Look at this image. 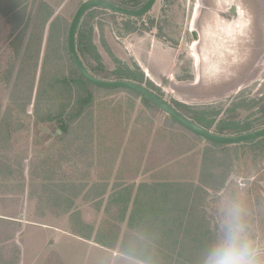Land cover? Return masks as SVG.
Instances as JSON below:
<instances>
[{
	"label": "rangeland",
	"instance_id": "obj_1",
	"mask_svg": "<svg viewBox=\"0 0 264 264\" xmlns=\"http://www.w3.org/2000/svg\"><path fill=\"white\" fill-rule=\"evenodd\" d=\"M39 1L37 0V2ZM83 1L85 0H50L55 7V16H62L63 25L67 20L65 34L62 37L65 40H67L72 18ZM177 1L182 5L179 12L183 14L182 9L185 6L184 15L192 17L191 8L195 6L197 0ZM162 5L163 0L156 4L153 10L155 15H159ZM187 8L190 9L188 12ZM87 16L85 20V17L83 18L79 31L82 28L85 30L91 28L89 34L94 35L96 39L94 44L96 43L98 52L97 54L90 53V57L87 58L88 68L96 76L107 80H119L117 75L119 71L126 72L129 69L127 73L129 78H140L138 73L141 75L142 72L146 79L151 80L154 91L182 113L185 112L186 116H192L199 124L205 127L209 126L217 133L235 135L264 127V118L255 122L256 117L262 109L264 110V100L260 101L261 98L250 91V87L254 89L259 83H262L264 67L260 74L261 77L259 76L260 79H258L259 77L252 79L249 88L247 86L242 92L243 96L246 91L250 93L246 96V103L251 101L250 105L252 104V114L249 117V111L233 109L234 105L242 99V95H240L241 98L236 97L238 95L235 94H232L231 97L228 95L225 97H218L215 94L206 95L196 86L197 78L183 77L184 74L178 76L180 70L177 65L180 64L179 58H182L180 53L183 46H175L168 42L165 46L156 45V47L165 48L164 53H167L169 66L166 64L159 67L157 65L159 62L153 61L151 63L155 65L154 71L151 69L149 72L150 65L146 52L142 55V59H139L137 49V45L141 47L143 42L148 45L146 43L150 40L148 34L144 37L134 35L135 42H132L134 37L130 36L131 38L126 39L124 44L125 52L119 53V48L116 45L117 19L119 17L97 9L91 10ZM1 19L0 16V29L1 25L3 26ZM187 26H192L190 20L189 23H183L178 27L184 30ZM153 38L156 39L155 36ZM188 52L185 51V53ZM189 61L192 59H188V65ZM165 63L162 60L161 64ZM166 67L169 74L167 79L161 72ZM188 69H190L189 66ZM99 88V90L92 91L95 98L94 121H92L93 124L89 130L93 133L91 137L95 139L94 146L89 138L86 140L88 142L87 149L83 152L81 147L74 143L75 139L73 145L69 146V154L72 153V150L75 152L69 155L63 148L64 141L57 140L55 142L54 138L49 143V138L46 144L55 148L53 151L55 161L60 162L61 153L66 152L70 167L76 165L74 158L78 154L82 168L89 170V166H93L91 173L82 171L76 174L77 177L82 176L81 180L76 181V184L84 183L86 190L81 192L80 196L76 195L77 199L74 200L76 206L73 210L75 209L77 212L76 219H73L79 233H87L90 230L93 238L105 239L106 242L108 241L114 246H108L109 249L107 248L106 252L96 248L93 245L94 242L89 245L88 241L81 238L67 246V243L61 244L63 247L66 246L65 264H149L146 259L152 256L151 254L158 252L154 249L156 246L152 236L158 233L160 224L167 217V209L161 207L163 205L160 204L156 208L154 203L147 206L150 203L145 201L142 204L139 201L133 205L139 192L144 190H148V193L151 192L148 188L139 191L137 186L140 183L136 184L132 196L131 189L128 193H123L127 199L131 197L130 204L135 210L133 214L134 210L132 212L129 210L126 213L121 212V202L115 200L116 192L127 188V184L138 181L149 183L157 181L159 184H162L164 180L183 181L184 183L189 181L199 185L202 193L200 214L204 215V218L209 222V227L216 234L225 209L234 200L243 202L254 226L258 230H264V137L237 144H214L200 136L192 135L184 129L174 127V123L168 118L169 115L161 109H156L138 94L127 89H118V87ZM234 97L236 98L234 99ZM32 106L33 103L30 112L33 111ZM88 118H91V115ZM31 120L34 119L31 118ZM49 128V126H41L42 130ZM45 130L44 133L51 137ZM90 146L94 150L92 158L91 153L89 156L88 152ZM77 151L79 153L75 154ZM20 155L19 157L14 156L20 159ZM43 155L36 157L35 164L37 161L40 162ZM27 161L29 162L26 165L30 170V160ZM38 166L41 168L40 163ZM137 177L139 178L136 181ZM96 181L104 183L107 187L99 185V188L93 189ZM155 188L164 190L167 195L172 191L178 197L177 199L182 197L180 192L186 190V187H172L170 183L162 186L156 185ZM151 197L154 196L151 195ZM153 199L151 198V201ZM162 199L163 197H161ZM78 212H80V216L77 214ZM135 213L138 214V221L134 222L136 228L128 224L131 215L135 217ZM81 218L87 220L85 223L88 230L81 226V223L83 224ZM166 222L167 219L163 222L164 233H167ZM59 224L63 227H71V222L65 217L59 218ZM202 232L204 233L203 229ZM134 237L135 239L138 237L140 242H137L130 250L134 254L127 253L123 249V243L133 241ZM149 244L154 245L147 247Z\"/></svg>",
	"mask_w": 264,
	"mask_h": 264
},
{
	"label": "trees",
	"instance_id": "obj_2",
	"mask_svg": "<svg viewBox=\"0 0 264 264\" xmlns=\"http://www.w3.org/2000/svg\"><path fill=\"white\" fill-rule=\"evenodd\" d=\"M54 8L50 0L39 2L37 0H0V16L3 24L0 29V151H7L12 155L11 152L21 154L20 159L13 156L5 158L2 153L0 155L7 160V167H15L17 172L20 168L22 173L23 160L29 159L30 179L33 182L37 179L50 180L55 177L65 179L64 177L69 175L79 178H75L76 180H81L82 176L77 177L76 174L82 171L91 173L93 168L88 165L89 171L81 167L78 151L75 153L78 155L74 158L76 167H70L66 152L61 153L60 162L55 161L53 157L55 148L46 144L50 137L41 129L42 125L49 126L52 130L62 129L63 133L55 138V142L64 141L63 148L68 154L69 146L73 145L75 139L74 143L81 147L83 152L87 149L86 140L89 138L94 146L95 139L91 137L93 133L89 130L94 121L95 98L92 91L100 88L86 80L72 61L67 40L62 38L67 27V20L63 25L62 16H55ZM93 9L116 16L115 12L105 8ZM93 9L85 13L84 20ZM89 32L91 28L87 30L82 28L78 30L77 35V48L86 65L90 53L98 52L94 44L95 37ZM129 91L140 96L135 91ZM144 99L156 109H160L147 98L144 97ZM32 103L33 111L30 112ZM90 115L91 118H88ZM188 117L193 119L192 116L188 115ZM168 118L174 123V127L195 135L177 124L170 116ZM206 128L210 129L209 126ZM92 146L88 150L91 158L94 157ZM74 152L75 150H72L69 155ZM42 154L44 155L39 162L40 168L38 161L35 164V160ZM12 167L6 171L14 174L16 172ZM162 182V184L156 182L155 186L170 183L172 187H186V190L180 192L182 197L177 199L178 197L172 191L167 195L164 190L156 189V208L160 204L167 209L165 218L167 233L163 232L164 219L158 233L152 236L156 246L154 249L158 252L151 254L149 258L146 257V260L149 264H165V262L167 264H201L203 250L216 235L209 227V222L204 215L200 214L201 187L189 181ZM102 184L98 181L94 182L93 189L99 188ZM143 185L146 183H142V187ZM127 186L123 189V193H128V189H132L133 184H127ZM84 188V183H77V194L83 192ZM120 192L122 191H119V194ZM161 197H163L162 200ZM128 208L129 205L125 203L122 211L127 212ZM134 212L135 210L132 213ZM77 214L80 216V212ZM133 218L134 215L129 219V226H134ZM81 226L87 228L86 223H81ZM134 227L136 228V225ZM95 239L103 242L107 247L114 246L105 239L98 237ZM138 240V237L136 239L134 237L133 241L124 242L123 249L127 253L134 254L130 250L137 242H140ZM154 244H149L147 247H152Z\"/></svg>",
	"mask_w": 264,
	"mask_h": 264
},
{
	"label": "flooded vegetation",
	"instance_id": "obj_3",
	"mask_svg": "<svg viewBox=\"0 0 264 264\" xmlns=\"http://www.w3.org/2000/svg\"><path fill=\"white\" fill-rule=\"evenodd\" d=\"M147 1L114 0L112 2L124 8L137 10ZM160 1L156 0L152 7L140 16L115 12L117 18L119 17L116 30V45L119 53L125 52L124 44L126 39L131 38L130 36L134 37L131 40L135 42L134 35L144 37L148 34L147 36L150 37L149 42L146 41L148 45L143 42L141 47L137 45V49L139 59H142V55L146 52L150 72L151 69L154 71L155 65L151 63L153 61H158L159 67L166 64L169 66L167 53H164L165 48H160L161 45L165 46L168 42L175 46H183L184 50L182 49L180 53L182 58H179L180 64L177 65L180 70L178 76L184 74L183 77L197 78L195 84L204 94H215L218 97H225V95L231 97L232 94L240 97L245 88L247 86L249 88L252 79L260 76L264 67V0H197L195 6L191 8L192 17L184 15L185 6L182 9L183 14L179 12L182 5L177 0H163L159 15H155L153 10ZM188 10L190 9L187 8V12ZM189 20L192 26H187L184 30L178 27L183 23H189ZM95 40L94 38V42ZM156 45L160 46L156 47ZM185 51L189 52L185 53ZM188 59H192L189 65ZM162 60L166 63L161 64ZM167 69L166 67L161 71L166 79L169 76ZM128 70L117 72L118 79L136 81L153 90L151 80L146 79L142 72L141 75L138 73L140 78H129ZM261 81L262 83L254 89L250 87V91L261 98L260 101L264 100V78ZM118 89L127 88L118 87ZM247 95H250L248 91L244 96L242 95V99L234 105L233 109L249 111V117H251L252 104L250 105L251 101L246 103ZM263 118L264 110L262 109L255 122Z\"/></svg>",
	"mask_w": 264,
	"mask_h": 264
},
{
	"label": "crops",
	"instance_id": "obj_4",
	"mask_svg": "<svg viewBox=\"0 0 264 264\" xmlns=\"http://www.w3.org/2000/svg\"><path fill=\"white\" fill-rule=\"evenodd\" d=\"M0 153L4 154L5 158L19 156L17 152H13L15 156L7 151H0ZM27 160H23L22 173L20 168L17 172L15 167H7V160L0 155V264H65L66 246L79 238L88 241L89 245L94 242L93 245L96 248L107 252L109 248L103 242L93 238L92 231L80 232V234L76 229L73 218L76 219L77 210L73 208L76 206L74 203L77 199L76 195L80 196V194H77L75 177L69 175L64 177L65 179L55 177L50 180L37 179L33 182L30 179L29 167L26 165L29 162ZM10 167L17 174L6 171ZM138 178L135 180L137 181ZM142 183L146 185L142 187ZM132 184L131 196L136 184L139 191L143 188L151 190L150 193L148 190L139 192L133 205L139 201L141 204L143 201L150 203L147 206L157 203L156 183L138 181ZM129 190L130 188L128 192ZM121 191V196L118 195V191L115 198L121 202V212L125 203L129 205L127 211L132 212L131 197L127 199L126 195H123V189ZM151 198L154 199L151 201ZM71 211L74 212L71 213ZM60 217L69 219L71 227L61 226ZM81 219L83 223L87 222L86 219ZM137 219L138 214L135 213L133 220L138 221ZM64 243L67 244L63 247Z\"/></svg>",
	"mask_w": 264,
	"mask_h": 264
},
{
	"label": "water",
	"instance_id": "obj_5",
	"mask_svg": "<svg viewBox=\"0 0 264 264\" xmlns=\"http://www.w3.org/2000/svg\"><path fill=\"white\" fill-rule=\"evenodd\" d=\"M156 0H148L143 7L140 9L134 10L129 8H124L110 0H85L77 8L72 21L69 26L68 35H67V46L69 54L74 62L75 66L79 70L80 74L92 84L98 87L112 88V87H124L135 91L142 95L143 97L150 100L154 105L160 108L163 112L170 116L177 124L194 133L197 136H200L210 142L217 144H237L245 141H250L253 139H258L264 137V127L240 133L235 135H227L217 133L211 129H208L193 119L189 118L183 114L179 109H177L173 104L166 100L163 96L156 93L152 89L146 87L143 84H140L132 80H107L100 78L93 74L91 70L87 67L83 59L81 58L78 48H77V34L80 27L83 16L87 11L93 8H105L116 13H124L132 16H140L146 13L154 4ZM45 130V129H44ZM43 130V131H44ZM47 131L51 137L49 143H51L54 138L63 133V130L58 128L55 131H52L50 128Z\"/></svg>",
	"mask_w": 264,
	"mask_h": 264
},
{
	"label": "clouds",
	"instance_id": "obj_6",
	"mask_svg": "<svg viewBox=\"0 0 264 264\" xmlns=\"http://www.w3.org/2000/svg\"><path fill=\"white\" fill-rule=\"evenodd\" d=\"M201 264H264V230L254 226L243 202L234 200L225 209Z\"/></svg>",
	"mask_w": 264,
	"mask_h": 264
}]
</instances>
